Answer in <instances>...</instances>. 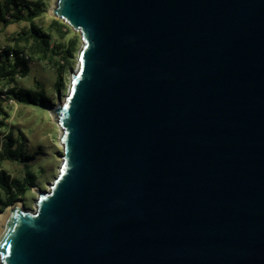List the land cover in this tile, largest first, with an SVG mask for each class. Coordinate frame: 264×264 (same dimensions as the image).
<instances>
[{"label":"water","instance_id":"1","mask_svg":"<svg viewBox=\"0 0 264 264\" xmlns=\"http://www.w3.org/2000/svg\"><path fill=\"white\" fill-rule=\"evenodd\" d=\"M78 33L56 175L0 264H264V0H54Z\"/></svg>","mask_w":264,"mask_h":264},{"label":"rangeland","instance_id":"2","mask_svg":"<svg viewBox=\"0 0 264 264\" xmlns=\"http://www.w3.org/2000/svg\"><path fill=\"white\" fill-rule=\"evenodd\" d=\"M43 1L44 7L35 17L34 22L51 34V45L53 48L62 50L68 40L72 38L73 34H76L78 39L73 57L69 58V60L66 61L63 59L61 50L47 57L31 55L29 60V73L24 77L17 78V86L19 87L36 88L37 84L43 86L46 94L51 99L49 106L43 108L41 106L24 105L7 99L4 94L0 95L2 105L8 114L3 119L7 123V128L13 132L15 138L24 142L26 154L33 155L34 157L26 162L31 166V170L36 175L35 185L30 187L17 199L21 201L22 207L27 209L34 208V200L37 192L47 189L48 183L56 175L61 161L60 155L62 150L59 142L60 127L50 107L60 102L64 97L68 86L69 75L77 65L76 57L80 47L78 33L66 32L62 29L64 35H61L55 29L52 22L56 18L49 14V8L53 5L54 0ZM27 27L28 23L24 19L8 22L6 25L0 22V46L12 45V40ZM59 44L64 46L56 47ZM20 45L26 51V54H29V43L21 40ZM58 69H60L62 82L64 83V89L60 90V92L54 89ZM0 90L3 93L5 92L4 85H0ZM7 128H4L5 132ZM4 131H2L0 138L4 137ZM0 169L5 170L10 177L23 178L25 174L24 165L19 161L4 159L0 161ZM13 204L4 207L0 213L4 212L8 206H12Z\"/></svg>","mask_w":264,"mask_h":264},{"label":"trees","instance_id":"3","mask_svg":"<svg viewBox=\"0 0 264 264\" xmlns=\"http://www.w3.org/2000/svg\"><path fill=\"white\" fill-rule=\"evenodd\" d=\"M43 7V0L0 1V22L3 25L22 19L28 23V27L12 40V45L0 46V85H4L5 89L4 93L0 90V95L4 94L7 99H13L20 104L44 108L51 104V99L46 94L43 86L39 84H37L36 88L17 86V78L24 77L29 73L31 55L47 57L61 50L53 48L51 45V34L34 22L35 17L42 11ZM52 23L61 35H64L62 29L73 33L71 28L61 20L53 19ZM77 39V35L73 34L72 38L68 40L66 46L61 50V56L66 61L73 57ZM21 40L29 43V54H26V51L20 45ZM61 45L59 44L56 47H60ZM54 89L58 92L64 89L60 69L57 70ZM1 100L2 98L0 97V135L4 131V128H7V123L3 119L8 115ZM4 133V137L0 138V161L8 159L22 162L25 174L23 178L10 177L5 170L0 169V211L19 199L20 195L35 185L36 180V175L31 170V166L26 162L33 159V155L26 154L24 142L15 138L9 128Z\"/></svg>","mask_w":264,"mask_h":264},{"label":"built area","instance_id":"4","mask_svg":"<svg viewBox=\"0 0 264 264\" xmlns=\"http://www.w3.org/2000/svg\"><path fill=\"white\" fill-rule=\"evenodd\" d=\"M10 56H12V54H10ZM10 58H11V57H10ZM10 100L14 101L13 99H10Z\"/></svg>","mask_w":264,"mask_h":264},{"label":"bare ground","instance_id":"5","mask_svg":"<svg viewBox=\"0 0 264 264\" xmlns=\"http://www.w3.org/2000/svg\"><path fill=\"white\" fill-rule=\"evenodd\" d=\"M3 214V212L2 213H0V215H2Z\"/></svg>","mask_w":264,"mask_h":264}]
</instances>
